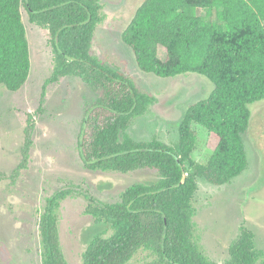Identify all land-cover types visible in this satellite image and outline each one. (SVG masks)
I'll list each match as a JSON object with an SVG mask.
<instances>
[{
	"label": "trees",
	"instance_id": "trees-1",
	"mask_svg": "<svg viewBox=\"0 0 264 264\" xmlns=\"http://www.w3.org/2000/svg\"><path fill=\"white\" fill-rule=\"evenodd\" d=\"M23 7L31 22L48 30L54 53L37 112L43 111L49 83L81 78L94 93L78 137L85 166L152 169L159 176L130 185L115 203L90 198L89 213L102 228L89 236L84 264H128L140 249L155 255L152 264H215L194 238L195 194L199 179L221 186L249 167L244 136L250 105L264 99V0H144L138 7L122 35L138 67L161 77L196 72L214 84L207 98L186 110L174 145L157 137L138 140L129 132L155 97L93 54L99 0H0V85L19 91L32 71ZM194 124L209 134L213 152L205 160L193 158L199 148ZM34 129L35 117L28 113L22 160L13 176L28 166ZM68 192L60 189L48 198L40 223L43 264H67L57 210ZM227 264H264V250L245 223Z\"/></svg>",
	"mask_w": 264,
	"mask_h": 264
},
{
	"label": "rangeland",
	"instance_id": "rangeland-1",
	"mask_svg": "<svg viewBox=\"0 0 264 264\" xmlns=\"http://www.w3.org/2000/svg\"><path fill=\"white\" fill-rule=\"evenodd\" d=\"M99 1L102 7L93 54L155 97L148 111L132 121L129 132L138 140L157 137L174 145L186 110L211 94L213 82L196 72L161 77L142 71L122 35L144 0ZM23 18L30 43V77L16 92L0 85V264H43L40 223L48 198L60 189L69 191L57 210L60 248L67 264H84L88 238L102 228L89 213L90 198L115 203L130 185L153 182L159 176L152 169L119 172L85 166L78 137L85 104L94 93L81 78L69 76L49 83L43 111L37 112L54 68V53L48 30L31 22L24 7ZM250 109L244 136L249 167L221 186L199 179L195 194L194 238L215 264H227L229 247L242 223L255 232L257 245L264 250V99L252 103ZM28 113L35 117L30 159L28 166L13 176L22 160ZM194 128L199 148L193 158L205 160L213 152L207 144L208 131L200 124ZM155 258L140 249L128 264H152Z\"/></svg>",
	"mask_w": 264,
	"mask_h": 264
}]
</instances>
